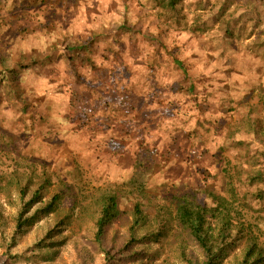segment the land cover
Returning <instances> with one entry per match:
<instances>
[{
	"label": "rangeland",
	"instance_id": "rangeland-1",
	"mask_svg": "<svg viewBox=\"0 0 264 264\" xmlns=\"http://www.w3.org/2000/svg\"><path fill=\"white\" fill-rule=\"evenodd\" d=\"M110 1L104 6L101 0H97L96 5L91 6L85 13L90 15L110 10L108 8V5L111 6ZM253 1L254 9L251 7V0H177L173 11L170 9L165 11L162 0L158 2L134 0V5L137 6L132 23L135 34L141 32L152 36L151 40L157 37L159 42L162 40V34L165 36L168 34L169 37L164 40L168 50L174 48L176 56L185 59L192 53L193 56L199 57L193 69L198 72L202 67L204 72L202 76L205 74L204 78L208 80H204L203 85L207 86L206 89L209 88V91L200 96L202 105L206 107L196 111L184 107V102L179 100L180 96H168L166 85L170 82L161 80L159 84L156 79L151 87L148 86L151 72L145 59L150 54L147 51L157 54V60L160 63H168L169 57L159 43L142 41L138 35L131 40L122 38L126 48L117 55L109 51L112 47L110 44L108 55L112 59L107 65L101 63L103 62L102 46L105 43H95L96 54L88 52L86 55L87 58H91L95 66L91 68L92 77L87 81L84 76H78L76 73L71 75L62 64L61 55L57 54L56 50L49 51V47L58 45L60 35L70 28L69 21L65 19L61 20L64 22L61 33H51L49 29H45L41 33L42 37L48 35L47 40H38L33 37L24 40L23 36H20L16 45L8 46L4 55L10 56L11 68L16 70L20 67L28 68L27 71L30 73L27 76L30 78H39L37 74H40L45 80L44 83L51 85L50 88L62 84L63 90L77 87L85 89L88 83L95 94L110 95L112 89L109 78L113 73L116 84L118 82L121 85L124 80H128L132 86L135 84L138 88L145 89L148 92V96H145L148 104L144 108L139 103L141 101L134 99L132 113L138 118L137 121L141 122L138 121L132 126L142 128L145 122H148L146 126L148 128L153 125L154 131L149 143L156 146L159 151H162L160 147L167 139V137L159 136H167L166 133L171 131L170 124H173L169 122L171 119L178 122L180 135L182 134L185 140L188 130L186 124L190 113L191 116L195 114L196 118L200 117L205 122L209 109L217 114L222 113L220 117H208L212 120L208 122L213 123L214 129L206 131L197 129L194 136H189L192 139L187 137L190 140L185 141V146L181 145L180 149L178 147L172 153L163 152L157 155L155 165L157 169L149 181L146 197L139 198L136 194H127L120 198L121 211L130 210L135 200L144 199L142 200L144 210L151 216L154 207L158 206L163 198L170 199L175 195L178 192L176 189L181 185L194 189L204 185L213 192L225 194H229L230 190L234 189L235 192H240V195L258 192V189L264 188L262 184L250 186L245 182L246 172L250 171V158L253 159L252 154L258 149V144L251 143V137L246 135V131L237 129L251 117L258 118V112H263L264 43H260L261 40L264 42L262 34L264 6H257L256 0ZM262 2L264 0H261L259 4ZM118 20L119 17L116 14L112 15L108 30L110 39L114 37L120 39V36L110 34V30L115 28ZM257 37L260 39L255 43ZM177 46H184L183 50L180 51ZM34 50L33 55L44 57L45 53H49V56L43 62L37 59L29 63L27 57ZM132 56L137 58L131 59ZM45 62L49 65L45 66ZM120 63L126 66L124 75L127 73V76L125 77L124 75L118 77L116 65ZM139 65L146 67V75H148L140 87V81H138L140 74L133 73V71L141 72ZM86 67L88 69V66ZM54 70L58 74L57 79L53 78ZM250 71H252L251 76ZM20 74L21 79L26 78L22 73ZM165 74L159 73V77ZM153 86L157 87L153 90ZM159 87L162 89L158 90ZM60 90L62 89L59 88ZM1 96L3 99L0 101V129L5 127L9 132L5 140L9 147L3 146L0 150V264H102L103 256L93 244V223L86 212H83L80 218L72 217L73 214L66 217L68 208L60 211V214L40 213L38 218L27 223L21 232L15 233V218L20 201L15 185L16 175L14 176L12 172L15 169H18L20 174L29 175L46 172L51 177L55 191L60 190L61 184H73L74 193L79 187L83 192L99 187L102 190L122 188L129 176L131 165L129 146L127 154L119 153L121 145L115 143L110 133L105 139L108 141L109 138L106 149L99 144L98 148H95L94 141H85L86 145L81 144L79 137L65 132L63 124L55 125L60 135L41 139L42 135L37 128H41L40 123L36 121L41 112L48 110L45 106L46 102L35 107V110L32 108L28 112L29 117H22L19 107L10 105L6 96ZM37 98L42 99L40 96ZM29 99L31 105V95ZM191 103L195 106L198 104L193 97ZM32 115L36 118L35 121ZM28 125H32L31 131H35L36 136L27 137ZM192 127L193 125H190L188 132ZM120 130L125 132V128ZM134 131L138 130L134 129ZM129 135L125 137L128 138ZM101 136L96 134L94 138L98 139ZM73 161L76 162L79 170L77 179L69 176L73 174V170H70ZM225 173L232 176L230 186L225 185V177L228 176ZM51 194L52 192H46L44 198ZM29 195L30 192L26 194V200ZM247 200L249 205L242 201L244 207L240 208L244 213L243 219L251 222L255 221L253 217L263 219L260 222L261 233L258 238L259 243L264 246V191L259 200L249 198ZM41 206L40 203L34 205L25 217L29 218ZM56 221L59 222L58 228L48 234V230L53 228ZM255 232L259 233L257 230ZM143 233L144 230H140L137 237ZM124 235L123 225L110 226L105 243L108 247L117 248L121 245ZM239 241L237 247L226 259L227 262L241 259L245 239ZM188 250L198 263L203 260V255L195 243L189 244ZM125 256L128 257L116 258L114 264H185L179 259L175 243L170 236L165 239L160 238L156 243L148 241L135 244Z\"/></svg>",
	"mask_w": 264,
	"mask_h": 264
},
{
	"label": "trees",
	"instance_id": "trees-1",
	"mask_svg": "<svg viewBox=\"0 0 264 264\" xmlns=\"http://www.w3.org/2000/svg\"><path fill=\"white\" fill-rule=\"evenodd\" d=\"M96 1L0 0V93H3L0 94V101L3 99L1 95L6 96L10 105L19 107L20 116L22 117H29L28 112L32 108L35 110V107L46 102L45 106L48 110L41 112L36 121L40 123L41 128L36 127L42 135L41 139L60 135V131L55 128V125L60 126L63 124L62 127L68 135L72 134L79 137L81 144L85 141H94L95 148H98L99 144L100 147L106 149L109 138L108 141H105V139L110 133L115 143L122 146L119 148V153L125 152L127 154V147L129 146L131 155V165L126 183L123 184L124 186L122 185V188L116 187L111 190H102L99 187L83 192L79 187L74 193L73 184H61L60 190L55 191L51 177L46 172L39 175H29L20 174L17 171L18 169L13 170L12 174L16 175L15 185L20 201L15 218V233L21 232L24 226L37 219L40 213L60 214V211L68 208L69 211L66 217L73 214L72 217L80 218L83 212L88 213L90 216L94 228L92 234L93 244L103 256L102 264H114L116 258L128 257L125 256L126 253L135 244L148 241L156 243L160 238L165 239L168 236L175 243L179 259L185 264H264V246L259 243L258 238L261 233L260 222L263 219L253 217L252 219L255 221H245L243 219L244 213L240 210L244 207L242 201L249 205L247 198L252 200L262 198L264 188L258 189V192L240 195V192L237 193L234 189H231L229 194L213 192L203 183V186L199 187L201 189L181 185L176 189L178 192L175 195L171 196L170 199L163 198L161 203L154 207L151 216L146 214L144 210V202H142L144 199L135 200L128 211H121L119 208L120 198L123 195L136 194V197L139 198L146 197L149 181L157 169L155 167L157 155L159 156L163 152L172 153L176 148L179 147L180 149L181 145L185 146V141L190 140L191 137L189 136H194L197 129L201 131L214 129L212 127L213 123L208 122L212 121L208 117H220L222 113L217 114L209 109L206 122L204 119L201 120L200 117L196 118L195 114L191 116L190 113L186 124L188 130L185 134V140L184 136L180 135L178 122L171 119L169 121L173 123L170 124L171 131L166 133L167 136H159L161 138L167 137L164 145L160 147L162 151H159L156 146L149 143L152 131H154L153 125L148 128L146 127L148 122H145L142 128L132 126V124L140 121H137L138 118L132 113L134 99L136 98L135 101H141L139 103L144 108L148 104L145 97L148 96V92L145 89L138 88L135 84L132 86L128 80H124L121 85L118 82L116 84L113 73L109 78L112 89L110 95L95 94L88 83H86L85 89L77 87L76 89L66 88L63 90L64 86L62 84L50 88L51 85L44 83L45 80L40 74H37L39 78H30L27 76L30 73L27 71L28 68L20 67L19 70H16L9 65L11 63L10 56L8 54L4 55V52L8 46L16 45L20 36H23L24 40L26 38L28 40L30 37L47 40L48 35L45 33L46 37H42L41 32L49 29L51 33H61L64 24L61 20L65 19L69 21L70 28L60 35L58 45L54 44V46L49 47V51L56 50V53L61 55L62 64L71 75L76 73L78 76H84V78H87L86 81L92 77L93 71L91 68L95 66L91 62V58H87L86 55L88 52L96 54L95 43H105L102 46L103 62L101 63L107 65L112 59L108 55L110 44H112V47L109 51H113V54L117 55L126 48L125 43H122V38L131 40L138 35L142 41L159 43L169 57L168 63H160L157 60V54H152L150 50L147 51L150 54L144 57L151 72L148 86L151 87L152 82L156 79L159 84H161V80H165L167 83L170 82L166 85L168 96H180L179 100L184 102V107L193 111L206 107V105H202L200 96L209 91V88L206 89L207 86L203 85L204 80H208L204 78L205 74L202 76L204 73L202 67L199 68L198 72L193 69L194 63L198 61V56H193L192 53L185 59L176 56L174 48L168 50L167 43L164 40L169 37L168 34L166 36L162 34L160 42L156 39L157 37H153L154 39L151 40L152 36L141 32L135 34L132 23L137 6L134 5V0H101L104 6L110 1L111 6L108 5L110 10L87 15L85 11L96 5ZM150 1L158 2V0ZM162 2L165 11L168 9L173 11L177 0H162ZM260 2L261 0H256L257 6H264V2L259 4ZM250 4L252 7L255 2L251 0ZM114 14L119 17V20L115 24V28L110 30V34L118 35L120 39L118 37L110 39L108 34L110 19ZM57 21L61 22L57 23ZM120 32L122 33L120 34ZM262 34L264 35V31ZM259 39L257 37L255 43ZM262 43H264L263 40L260 44ZM183 47L177 46V49L181 51ZM33 53H35V50L30 52L27 57L29 63L37 59L43 62L49 56V53H45L44 57L33 55ZM135 58L137 56L131 57V59ZM44 65L49 64L45 62ZM140 68L141 72L133 71L135 74H140L138 75L139 87L142 86L143 80L145 81L148 77L146 67L139 65V70ZM116 71L118 77H122L126 71V66L122 63L117 64ZM20 73L26 78L21 79ZM159 73L166 74L159 77ZM251 75L252 71H250ZM125 76H127V73ZM53 78H58L56 70L53 72ZM156 87L153 86L152 89L154 90ZM59 88L62 90L59 91ZM161 89L162 87H159L158 90ZM149 92L154 93L152 90H149ZM30 95L32 96L31 105L29 102ZM39 96L42 98L41 100L37 98ZM192 97L193 100L197 101V106L191 103ZM98 102L99 104H97ZM109 104L112 105L109 106ZM262 105L263 112H258V118L252 119L251 117L242 127L241 125L237 127L239 130L246 131V135L251 137L252 144L254 142L258 144L259 150L253 151L252 155L254 157L252 160L250 158V171L246 172L247 180L245 182L246 184L249 183L250 186L258 184L264 186V96ZM108 107L110 109H107ZM33 120L35 121L36 118L33 117ZM190 125H193V127L188 132ZM122 128H125L124 133L120 130ZM134 129L138 131H134ZM31 130L32 125H28L27 137L36 136V132ZM8 133L7 130L0 129V150L3 149V146L4 148L9 147V144L5 143ZM96 134L102 136L96 139L97 137L94 138ZM127 135H129L128 138L125 137ZM94 151L99 153L98 150L94 149ZM71 164L70 170H73V174L69 176L77 179L79 175L77 171L79 170L76 162L73 161ZM231 181L232 176L225 177L226 186L232 185ZM29 192L30 195L26 200V194ZM46 192H52V194L44 198ZM39 203L42 205L41 208L35 210L29 218L25 217L26 213ZM167 203L170 204V207ZM115 224L124 226L125 235L121 245L112 248L105 243V237L108 228ZM58 226L59 222L56 221L52 226L53 228L48 230V234L52 233ZM140 230H144V233L137 237ZM255 230L259 233L256 234ZM241 239H245L241 259L227 262L226 259ZM191 243H195L203 255V260L199 263L195 257L189 254L188 247Z\"/></svg>",
	"mask_w": 264,
	"mask_h": 264
},
{
	"label": "crops",
	"instance_id": "crops-1",
	"mask_svg": "<svg viewBox=\"0 0 264 264\" xmlns=\"http://www.w3.org/2000/svg\"><path fill=\"white\" fill-rule=\"evenodd\" d=\"M20 115H21V112H20ZM2 129L6 130V128H5V127H3Z\"/></svg>",
	"mask_w": 264,
	"mask_h": 264
}]
</instances>
